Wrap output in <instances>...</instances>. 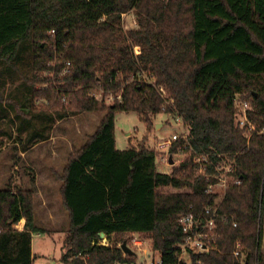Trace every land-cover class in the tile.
Wrapping results in <instances>:
<instances>
[{
  "label": "trees",
  "instance_id": "trees-1",
  "mask_svg": "<svg viewBox=\"0 0 264 264\" xmlns=\"http://www.w3.org/2000/svg\"><path fill=\"white\" fill-rule=\"evenodd\" d=\"M129 11L137 27L124 30L121 17ZM25 41L31 71L19 92L24 107L40 100L59 119L67 102L71 114L103 112L57 175L69 222L61 264H136L117 244H99L101 233L122 237L120 245L125 234L149 236L161 264H178L176 246L184 237L179 218L203 216L217 196L206 192L214 180L195 174V153L212 162L221 154L240 183L228 185L220 201L219 214L227 219H215L212 248L192 252L191 263L264 264V0H0V82L6 75L12 80ZM48 71L53 78L44 75ZM94 87L120 100L100 102ZM237 95L249 98L247 116L257 125L249 139L236 122ZM118 112L138 113L148 131L159 113L179 116L189 133L169 152L192 147L195 153L163 173L144 143L118 150ZM40 134L35 128L28 141ZM213 172L212 166L204 169ZM163 187L190 191L160 192ZM34 220L30 190L0 189V264H33L32 234L43 231ZM236 240L239 257L231 254Z\"/></svg>",
  "mask_w": 264,
  "mask_h": 264
},
{
  "label": "rangeland",
  "instance_id": "rangeland-1",
  "mask_svg": "<svg viewBox=\"0 0 264 264\" xmlns=\"http://www.w3.org/2000/svg\"><path fill=\"white\" fill-rule=\"evenodd\" d=\"M121 18L124 30L137 27L133 11L124 13ZM26 45L27 43L25 41L24 45L19 49V62H16L12 80L6 75L3 84L0 82V118L7 117L10 120L9 124H7L8 126L5 127V130L8 129L9 131L7 136L3 138L2 145L0 146V178L2 174L7 172L9 175L7 185L11 191L22 189L30 190L33 193L34 223L43 229L40 233L32 234L33 264H61L60 259L66 252L62 247L63 239L68 230L69 222L67 212L62 204L60 181L57 175L62 174L69 154L73 150L78 149L86 141L87 137L97 129L103 112L82 111L71 114L68 111L67 102L64 103V109L58 111L64 114L59 119L57 111L50 107V104L45 105L44 103L43 105L40 100H36L33 104H29L28 102V107H25L22 115L19 114L17 112L18 109L22 110L21 105L25 103V101L19 100L20 94H23L19 92L24 87L21 84L24 78L29 76L31 71L29 63L30 49H26ZM134 49L139 51L138 47ZM45 74L48 75L49 71ZM49 75L52 77L51 74ZM6 83L7 85L5 86ZM53 83L55 84V80H53ZM35 87L39 89L42 88V85L37 84ZM163 89L165 91L164 97L168 98L169 93L167 89L164 87ZM91 93L95 96L96 100L103 101L105 104L110 103L106 100L107 94H104L97 87H94ZM11 94H19L16 99L20 102H11L9 97ZM241 101L247 102L248 110H250L249 98H243L237 95L235 98L236 122L241 112L240 109H237V104ZM168 103L170 104V101L167 99L164 105ZM44 107L46 109H44L45 113L52 114L55 119L52 123H47V128L43 130L44 132L41 131V135L45 137V140L33 144L28 141L25 132L18 134L16 125L18 126V121L20 122L23 118L25 120L24 126L27 125V122L29 123L26 117H28L30 108L31 111L36 112ZM163 109L164 107H162ZM11 111L13 116L11 115L12 118L10 119L9 112ZM14 112H17L16 115H14ZM177 117L171 113H159L152 117L151 121L153 125L148 131L138 113H116L114 126L116 148L118 150H125L131 146L144 143L148 149L154 150L155 152L157 170L163 173L170 172L173 167L178 166L180 162L193 154L191 151H177L171 155L169 148L173 143L170 146L162 145L165 140L171 139L173 134L181 135L188 130L187 125L182 119L180 118L178 120ZM252 124L255 128L254 131H256L257 125ZM238 125L240 126V124ZM245 134L249 139L251 134L247 130H245ZM170 156L172 157L173 165L169 164ZM196 171L200 172L197 169ZM2 185H4V181L1 182L0 180V186ZM158 190L160 192L190 191L188 188L174 189L172 187H163ZM215 190L223 192L220 186H216ZM17 226L18 224L14 225L16 230L18 228ZM121 238L112 236L110 239H107L104 236L100 242L102 244H117L119 246ZM123 238L127 239V246L134 252V263L150 264L153 262V264H156L159 261V254L151 249L149 236L125 234ZM134 241L140 244H134ZM261 251H264V228L261 240Z\"/></svg>",
  "mask_w": 264,
  "mask_h": 264
},
{
  "label": "built area",
  "instance_id": "built-area-1",
  "mask_svg": "<svg viewBox=\"0 0 264 264\" xmlns=\"http://www.w3.org/2000/svg\"><path fill=\"white\" fill-rule=\"evenodd\" d=\"M67 69L63 71V73H67ZM149 83L152 84L151 79H147ZM158 91L161 94L162 98H165V91L162 86H158ZM106 100L110 103H112L115 99L120 100V95L108 93L106 95ZM167 100L164 101V103ZM237 109H240V115L238 119V124H240L241 127H245V129L248 131V133L251 134V131H254L253 124L249 121L247 116V111L249 109L247 102H238ZM178 120H180V117H177ZM188 130L184 132L181 135L173 134L171 139L165 140L162 145L164 146H170L172 143L177 141L178 139H186L188 136ZM189 151L194 152L192 147H188ZM179 152L182 151V149H178ZM218 158L217 162H212L210 159L205 156H202L201 154H194L193 160L195 164H198L197 169L200 172L196 171L197 175H204L207 180H214L213 183H209L206 188V192L210 194L217 195L213 203L207 204L202 212V214L196 216L193 212H189L184 214L179 218V223L181 225L182 232L184 234V237L179 245L176 246L177 249V262L178 264H192L191 263V253H198V252H204L208 251L212 248V242L215 235V229H216V223L215 219L218 217H221L222 221H225L227 217L225 215L219 214V204L220 201L226 191V188L228 185L236 184L238 185L240 183L239 178L235 176L234 168L230 162H228L226 159L222 157L221 154H217L216 156ZM212 166L214 172L211 174L204 173V169L207 166ZM216 186L222 187L223 192H219L215 190ZM233 226H236V223H233ZM103 240V239H102ZM101 245H108L102 242H99ZM134 244H140L139 242L134 241ZM120 246V245H119ZM231 254L235 257H239L241 254V244L238 240L235 241L233 250ZM123 255L125 253L123 252ZM144 264V263H143ZM150 264H153L151 262ZM156 264H161V260ZM195 264H202L200 260H196Z\"/></svg>",
  "mask_w": 264,
  "mask_h": 264
},
{
  "label": "crops",
  "instance_id": "crops-1",
  "mask_svg": "<svg viewBox=\"0 0 264 264\" xmlns=\"http://www.w3.org/2000/svg\"><path fill=\"white\" fill-rule=\"evenodd\" d=\"M3 82H4V78L2 79V81H1V83L3 84ZM7 85V83L5 84V86ZM17 96H19V94H17V95H14V94H11V95H9V97H10V101L11 102H14V101H18V102H20L19 100L21 99V101H23V95L22 94H20V96H19V100H17L16 98H17ZM22 106V110H24L25 109V107H23V104L21 105ZM9 111V110H8ZM38 111H36V112H34V115H33V121H32V125H30L29 123H27V125L26 126H24V122H22V121H18V126L16 125V128H17V132H18V134H20V132H25L26 133V137H27V139H28V134L29 133H32L34 130V128H36V127H38V129H36V130H39V132L41 133V131H43V130H45V128H47V121H46V118L47 117H53L52 116V114H46L45 112H44V114H39V113H37ZM10 113V119L12 118V111L11 112H9ZM12 115V116H11ZM37 115H38V117H37ZM36 118V119H35ZM54 118V117H53ZM55 119V118H54ZM9 122H10V120H9V118H7V117H2V118H0V146L2 145V140H3V138L4 137H6L7 136V133H8V129H6L5 130V127H7L8 125L7 124H9ZM49 126V125H48ZM20 128H21V131H19L20 130ZM44 132V131H43ZM42 134V133H41ZM40 134V135H41ZM43 140H45V138L44 137H38V138H35V139H33L32 141H31V143H33V144H36V143H40V142H42ZM167 173H169L168 171H167ZM8 177H9V175H8V173L7 172H5L4 174H2L1 175V178H0V180H1V182H3L4 181V185H2V186H0V189H6V188H9V186L7 185V182H8ZM10 189V188H9ZM12 192H14V190L12 191ZM23 224H24V220H23V222L21 223V221L18 223V228H17V230L18 231H21L22 230V226H23ZM14 227V226H13Z\"/></svg>",
  "mask_w": 264,
  "mask_h": 264
},
{
  "label": "water",
  "instance_id": "water-1",
  "mask_svg": "<svg viewBox=\"0 0 264 264\" xmlns=\"http://www.w3.org/2000/svg\"><path fill=\"white\" fill-rule=\"evenodd\" d=\"M169 164L173 165V160H172V157L170 156L169 157ZM101 237H104V234L101 233ZM120 248L122 249V251L125 253V254H134V252L127 246L126 242H122V244L120 245Z\"/></svg>",
  "mask_w": 264,
  "mask_h": 264
}]
</instances>
